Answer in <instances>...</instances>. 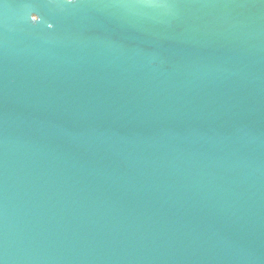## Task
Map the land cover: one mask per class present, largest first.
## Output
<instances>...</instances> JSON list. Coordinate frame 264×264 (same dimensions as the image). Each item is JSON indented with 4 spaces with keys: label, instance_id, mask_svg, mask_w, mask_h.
I'll return each instance as SVG.
<instances>
[{
    "label": "water",
    "instance_id": "obj_1",
    "mask_svg": "<svg viewBox=\"0 0 264 264\" xmlns=\"http://www.w3.org/2000/svg\"><path fill=\"white\" fill-rule=\"evenodd\" d=\"M0 264H264V0H0Z\"/></svg>",
    "mask_w": 264,
    "mask_h": 264
},
{
    "label": "snow or ice",
    "instance_id": "obj_2",
    "mask_svg": "<svg viewBox=\"0 0 264 264\" xmlns=\"http://www.w3.org/2000/svg\"><path fill=\"white\" fill-rule=\"evenodd\" d=\"M66 2H67L68 4H73V3L76 2V0H66Z\"/></svg>",
    "mask_w": 264,
    "mask_h": 264
}]
</instances>
